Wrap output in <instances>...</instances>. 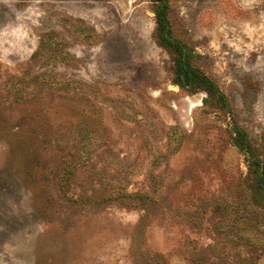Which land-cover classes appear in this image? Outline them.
<instances>
[{"label":"rangeland","instance_id":"1","mask_svg":"<svg viewBox=\"0 0 264 264\" xmlns=\"http://www.w3.org/2000/svg\"><path fill=\"white\" fill-rule=\"evenodd\" d=\"M165 2L224 106L151 0H0V264H264V0Z\"/></svg>","mask_w":264,"mask_h":264},{"label":"trees","instance_id":"2","mask_svg":"<svg viewBox=\"0 0 264 264\" xmlns=\"http://www.w3.org/2000/svg\"><path fill=\"white\" fill-rule=\"evenodd\" d=\"M154 6L155 14V34L154 38L157 45L163 48L171 57L174 66L173 82L175 85L189 92L203 91L211 98H215L224 106L226 104L223 97L217 92L216 83L204 72L201 71L197 64L195 54L187 48L186 44L181 40L170 35L169 15L167 12V4L165 0H151ZM235 134L243 147H246V139L240 130H235ZM254 160V159H253ZM257 169V184L264 190L263 174L259 173V166L254 164Z\"/></svg>","mask_w":264,"mask_h":264}]
</instances>
